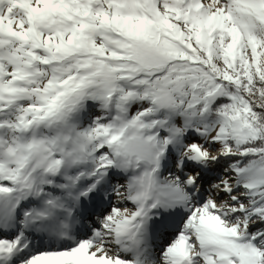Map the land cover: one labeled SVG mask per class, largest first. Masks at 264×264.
<instances>
[{
  "label": "snow or ice",
  "instance_id": "snow-or-ice-1",
  "mask_svg": "<svg viewBox=\"0 0 264 264\" xmlns=\"http://www.w3.org/2000/svg\"><path fill=\"white\" fill-rule=\"evenodd\" d=\"M0 264H264V0H0Z\"/></svg>",
  "mask_w": 264,
  "mask_h": 264
},
{
  "label": "rangeland",
  "instance_id": "rangeland-1",
  "mask_svg": "<svg viewBox=\"0 0 264 264\" xmlns=\"http://www.w3.org/2000/svg\"><path fill=\"white\" fill-rule=\"evenodd\" d=\"M129 207H131V205H129Z\"/></svg>",
  "mask_w": 264,
  "mask_h": 264
}]
</instances>
